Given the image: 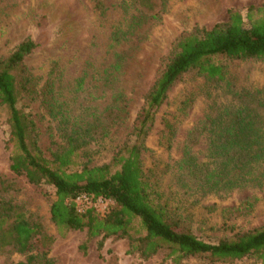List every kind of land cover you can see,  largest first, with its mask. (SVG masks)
I'll use <instances>...</instances> for the list:
<instances>
[{
	"label": "rangeland",
	"instance_id": "rangeland-1",
	"mask_svg": "<svg viewBox=\"0 0 264 264\" xmlns=\"http://www.w3.org/2000/svg\"><path fill=\"white\" fill-rule=\"evenodd\" d=\"M153 1L155 10L148 13L136 0H0V55H9L26 39L38 45L27 64L36 78L34 138L46 158L65 144L58 128L61 118L50 113L47 100L56 96L70 127H81L90 135L85 155L91 164H108L131 140L145 97L176 41L227 22L230 10L244 12L264 3ZM223 65L221 80L190 71L171 89L143 152L145 174L170 215L210 243L264 226V158L242 169L230 165L225 173L223 158L210 153V138L234 120L240 107L249 110L261 130L252 137L264 135V60L227 59ZM8 140V111L0 106V190L23 207L30 221L55 237L50 255L56 264H174L162 255L142 260L127 254L128 239L98 237L83 249L87 231L58 237L50 214L55 190L11 172ZM190 159L202 164L196 177L183 168ZM216 168L228 177L226 182H234L218 186L214 179V186L209 184L206 177ZM114 205L104 200L78 202L80 209L93 206L102 216ZM25 260L16 252L0 255V264ZM183 264L225 263L189 258ZM227 264L262 263L246 258Z\"/></svg>",
	"mask_w": 264,
	"mask_h": 264
},
{
	"label": "trees",
	"instance_id": "trees-1",
	"mask_svg": "<svg viewBox=\"0 0 264 264\" xmlns=\"http://www.w3.org/2000/svg\"><path fill=\"white\" fill-rule=\"evenodd\" d=\"M136 1L148 13L155 10L153 0ZM102 7L99 3L98 8ZM37 48L32 39H26L9 55H0V106L8 111L10 170L26 177L31 184L55 190L50 214L58 237L87 231L83 249L98 237L128 239L127 254L138 255L142 260L162 255L174 264H183L189 258L227 264L255 258L264 264V226L217 243L206 242L183 228L179 218L170 215L143 167V152L156 116L171 89L186 73L197 71L211 80H221L225 75L223 60H264V3L250 5L244 12L230 10L227 22L212 29L195 30L176 41L145 97L131 140L104 165L91 164V157L85 155L90 135L81 127H70L56 96L47 100V108L54 117L61 118L58 128L65 144L58 147L51 159L38 148L34 138L38 129L34 109L36 78L27 64ZM48 90L51 94L50 87ZM256 127L249 110L240 107L234 120L210 138V153L223 158L225 173L230 165L242 169L264 158V135L252 137L261 131ZM190 161H184L183 168L196 177L195 171L202 170V164ZM213 171L206 177L209 184L214 179L220 183L218 186L234 182L233 179L226 182L228 177L218 168ZM231 173L232 170L228 171ZM2 193L0 190V255L9 252L24 255L26 260L19 264H56L50 255L55 237L46 233L40 223L30 221L23 207ZM80 196L93 203L111 199L115 205L106 216L93 206L80 212L77 204Z\"/></svg>",
	"mask_w": 264,
	"mask_h": 264
},
{
	"label": "built area",
	"instance_id": "built-area-1",
	"mask_svg": "<svg viewBox=\"0 0 264 264\" xmlns=\"http://www.w3.org/2000/svg\"><path fill=\"white\" fill-rule=\"evenodd\" d=\"M82 200H85V201H88V200H90L88 197H86V196H80V197H78L77 198V204H78V202H80V201H82ZM99 200H104V201H106V202H112L113 200H111V199H99ZM114 202V201H113ZM89 207H86L85 209H80L79 208V210H80V212H85L87 209H88ZM105 216V215H104Z\"/></svg>",
	"mask_w": 264,
	"mask_h": 264
}]
</instances>
